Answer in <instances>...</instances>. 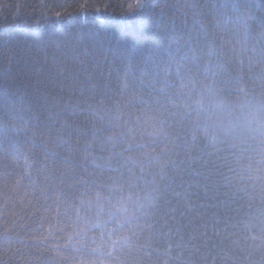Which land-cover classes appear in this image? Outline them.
Instances as JSON below:
<instances>
[{"label": "trees", "instance_id": "16d2710c", "mask_svg": "<svg viewBox=\"0 0 264 264\" xmlns=\"http://www.w3.org/2000/svg\"><path fill=\"white\" fill-rule=\"evenodd\" d=\"M0 264H264V0H0Z\"/></svg>", "mask_w": 264, "mask_h": 264}, {"label": "snow or ice", "instance_id": "6c2138e0", "mask_svg": "<svg viewBox=\"0 0 264 264\" xmlns=\"http://www.w3.org/2000/svg\"><path fill=\"white\" fill-rule=\"evenodd\" d=\"M144 7H145V5L143 3H138V4H136L135 9L137 11H139V10L143 9Z\"/></svg>", "mask_w": 264, "mask_h": 264}]
</instances>
